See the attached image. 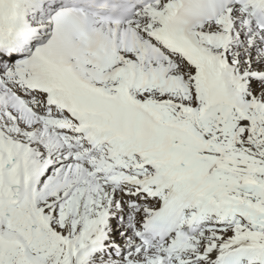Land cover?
Listing matches in <instances>:
<instances>
[{"label": "snow or ice", "instance_id": "6c2138e0", "mask_svg": "<svg viewBox=\"0 0 264 264\" xmlns=\"http://www.w3.org/2000/svg\"><path fill=\"white\" fill-rule=\"evenodd\" d=\"M0 264H264V0H0Z\"/></svg>", "mask_w": 264, "mask_h": 264}]
</instances>
